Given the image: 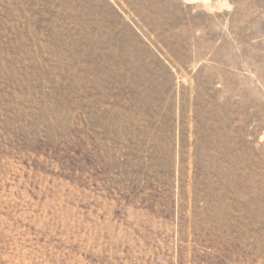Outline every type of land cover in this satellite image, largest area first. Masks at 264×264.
I'll return each instance as SVG.
<instances>
[{
    "label": "rangeland",
    "instance_id": "374dc122",
    "mask_svg": "<svg viewBox=\"0 0 264 264\" xmlns=\"http://www.w3.org/2000/svg\"><path fill=\"white\" fill-rule=\"evenodd\" d=\"M0 264H264V0H0Z\"/></svg>",
    "mask_w": 264,
    "mask_h": 264
}]
</instances>
